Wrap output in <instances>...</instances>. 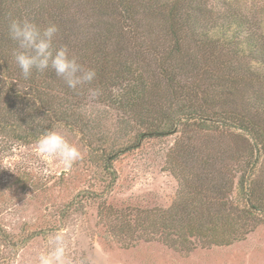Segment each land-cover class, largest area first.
Wrapping results in <instances>:
<instances>
[{
    "label": "trees",
    "instance_id": "1",
    "mask_svg": "<svg viewBox=\"0 0 264 264\" xmlns=\"http://www.w3.org/2000/svg\"><path fill=\"white\" fill-rule=\"evenodd\" d=\"M19 17L55 23V46L94 81L73 91L51 69L24 78L8 35ZM59 129L78 136L99 185L61 206L57 229L94 199L100 236L122 248L186 256L245 240L264 225L262 19L230 0H0V156ZM146 146L176 180L173 200L114 201L117 161ZM36 236L0 226L14 255Z\"/></svg>",
    "mask_w": 264,
    "mask_h": 264
},
{
    "label": "rangeland",
    "instance_id": "2",
    "mask_svg": "<svg viewBox=\"0 0 264 264\" xmlns=\"http://www.w3.org/2000/svg\"><path fill=\"white\" fill-rule=\"evenodd\" d=\"M230 1L236 8L261 18L264 28V0ZM56 131L82 153V159L70 170H64L58 158L39 155L36 143L13 145L0 156V226L17 238L38 232L15 255L10 247L3 250L0 245V251L10 257L8 264H38L39 254L47 250L48 238L56 231L66 234V264H264V225L228 247L198 249L186 256L156 242H141L131 248L106 242L99 234L94 199H86L84 209L66 219L65 227L57 229L61 206L79 192L99 185V175L94 167L88 169L78 136L67 130ZM171 140L172 137L165 142ZM116 169L119 179L114 201L169 204L173 200L177 182L164 171L148 146L120 158Z\"/></svg>",
    "mask_w": 264,
    "mask_h": 264
},
{
    "label": "clouds",
    "instance_id": "3",
    "mask_svg": "<svg viewBox=\"0 0 264 264\" xmlns=\"http://www.w3.org/2000/svg\"><path fill=\"white\" fill-rule=\"evenodd\" d=\"M58 31L55 23L39 25L27 17L10 18L8 35L16 44L15 63L26 79L34 70L43 73L51 69L69 89L78 91L94 81L96 72L70 55L66 46H55ZM90 91L93 96L99 94L98 89ZM36 151L45 158H58L64 170H70L82 159L79 148L55 130H47L39 136ZM66 261V234L64 231H56L48 238L47 250L39 254L38 264H66Z\"/></svg>",
    "mask_w": 264,
    "mask_h": 264
}]
</instances>
